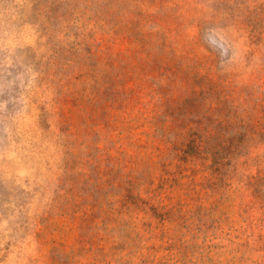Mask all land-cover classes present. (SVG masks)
I'll return each instance as SVG.
<instances>
[{"label":"rangeland","instance_id":"rangeland-1","mask_svg":"<svg viewBox=\"0 0 264 264\" xmlns=\"http://www.w3.org/2000/svg\"><path fill=\"white\" fill-rule=\"evenodd\" d=\"M0 264H264V0H0Z\"/></svg>","mask_w":264,"mask_h":264}]
</instances>
